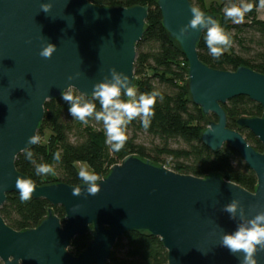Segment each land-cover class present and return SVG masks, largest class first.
I'll return each mask as SVG.
<instances>
[{
  "label": "water",
  "instance_id": "obj_1",
  "mask_svg": "<svg viewBox=\"0 0 264 264\" xmlns=\"http://www.w3.org/2000/svg\"><path fill=\"white\" fill-rule=\"evenodd\" d=\"M49 4L44 12L42 5ZM162 25L177 43L187 63L190 100L204 115L201 141L212 151L224 144L235 149L255 173L256 186L249 191L221 174L197 177L175 172L164 165L130 154L109 168L100 191L87 193L82 182L37 185L33 198L46 199L47 215L30 229L14 230L0 216L2 264H106L117 239L130 231L160 238L167 251L166 264H240L243 253H231L222 237L233 234L256 215L264 213V74L247 66L233 71L204 64L197 46L208 19L217 15L203 11L205 23L181 29L192 19L189 0H157ZM148 7H106L89 0H0V206L7 193H19L17 176L27 178L14 166L16 155L31 148L28 138L36 134L44 117V104L74 89L93 97V86L114 82L111 68L129 77L135 86L136 44L146 30ZM53 44L50 59L39 55ZM123 79V75H121ZM121 88V93H124ZM244 95L262 106L258 117L232 118L238 129H248L262 144L255 150L237 130L227 127L222 107ZM81 195L74 196L72 191ZM237 201L234 215L226 205ZM61 206V220L52 207ZM92 238L78 255L68 248L76 236ZM264 264V250L255 256Z\"/></svg>",
  "mask_w": 264,
  "mask_h": 264
},
{
  "label": "trees",
  "instance_id": "obj_2",
  "mask_svg": "<svg viewBox=\"0 0 264 264\" xmlns=\"http://www.w3.org/2000/svg\"><path fill=\"white\" fill-rule=\"evenodd\" d=\"M95 5L106 7L147 6L146 30L136 44L134 62L136 99L140 93L158 90L163 100L157 97L154 116L145 130L139 118L130 122L126 135L128 140L120 152H113L106 143L103 122L96 121L95 112L102 111L100 102L93 97H83L72 89L73 96L81 104L95 105V112L88 117V124L73 118L68 111L70 103L58 97L44 104V117L36 135L39 144L30 149L32 162L20 152L14 159L18 172L31 178L37 185L63 182L78 185L80 180L77 163H84L90 171L101 178L109 168L120 163L130 154L151 161L153 164L183 174L204 177L221 174L224 179L253 191L256 185L255 173L244 163L239 153L227 144L218 151H212L201 141V134L207 127L205 121H216L214 114L204 115L199 106L190 100L187 88V60L179 46L173 41L162 25V16L157 0H89ZM194 7L213 13L218 17L219 25L224 28L232 40L219 59L213 58L206 45L207 30H204L197 46L200 60L207 66L233 71L238 66H247L264 74V19L257 16L261 7L260 0H189ZM253 4L245 14L243 23L235 24L224 15V9L233 5ZM121 100L128 98L121 93ZM227 114V127L239 131L246 141L257 151H262L260 141L246 128L238 129L235 117H258L262 115V106L249 97L239 95L222 105ZM139 134L151 138L148 145L138 141ZM59 152L60 161L54 154ZM51 164L55 172L47 176H37L35 165ZM51 207L44 198H31L22 202L19 193H7L0 206V216L4 223L14 230L36 227L47 215ZM54 214L61 220L65 213L61 206L52 207ZM90 233L76 236L68 250L78 255L91 240ZM167 251L159 237L149 233L130 231L120 236L114 244L106 264H166ZM0 264L1 261H0Z\"/></svg>",
  "mask_w": 264,
  "mask_h": 264
},
{
  "label": "clouds",
  "instance_id": "obj_3",
  "mask_svg": "<svg viewBox=\"0 0 264 264\" xmlns=\"http://www.w3.org/2000/svg\"><path fill=\"white\" fill-rule=\"evenodd\" d=\"M260 6L264 7V0H260ZM50 5H42V10L47 12ZM253 4L245 3L241 6L233 5L224 9V15L227 19H231L233 23L240 24L244 22L245 14L250 12ZM192 19L189 24L181 29V35L188 27L196 29L198 25L205 23V16L203 11L198 7H191ZM211 27L208 28L206 34V45L210 55L219 59L225 50L232 45V40L228 33L225 32L219 23L208 19ZM56 51L53 44H46L42 47L39 55L45 59H50L52 54ZM114 82H100L93 86V96L99 100L102 111L95 112V105L91 103L81 104L79 99L73 96L72 89L61 92V97L64 101L70 103L68 108L69 114L83 124H88V117L95 112L96 121L103 122V129L106 135V143L111 146L113 152H120L127 140L126 135L127 126L133 120L139 118L142 127L146 130L151 123V118L154 116V105L157 97L163 100L161 92L153 90L149 93H140L138 99L137 90L134 85L130 86L129 77L124 74H117L115 68L110 69ZM123 75V79H121ZM121 88H123L124 95L131 98L127 101L121 100ZM40 137L35 133L31 135L27 143L39 144ZM25 158L32 162L33 152L30 149H22ZM55 161H60L61 155L59 152L54 154ZM55 169L51 164L41 163L35 165V174L37 176H47L54 174ZM78 176L80 180L85 182L87 193L89 195H96L100 191V186L97 181L103 179L94 171H89L88 168H81ZM15 187L18 189L19 198L22 202H26L32 198L35 191V184L31 178H21L17 176ZM72 195L79 196V190L72 191ZM237 201L226 205L225 211L234 215L237 208ZM249 226H240L233 234H226L222 237V246L226 247L231 253H243V259L240 264H257L255 259L258 250H264V213L256 215L253 220L248 222Z\"/></svg>",
  "mask_w": 264,
  "mask_h": 264
},
{
  "label": "rangeland",
  "instance_id": "obj_4",
  "mask_svg": "<svg viewBox=\"0 0 264 264\" xmlns=\"http://www.w3.org/2000/svg\"><path fill=\"white\" fill-rule=\"evenodd\" d=\"M257 16L260 19H264V9L263 8H260V9L257 10ZM138 141L141 142V143H144V144L148 145L149 142L151 141V138L148 137L145 134H139ZM83 167L88 168V170H89V167L86 164H84V163H77V168H78L79 171Z\"/></svg>",
  "mask_w": 264,
  "mask_h": 264
},
{
  "label": "flooded vegetation",
  "instance_id": "obj_5",
  "mask_svg": "<svg viewBox=\"0 0 264 264\" xmlns=\"http://www.w3.org/2000/svg\"><path fill=\"white\" fill-rule=\"evenodd\" d=\"M256 186V185H255ZM255 188V187H254ZM254 190V189H253Z\"/></svg>",
  "mask_w": 264,
  "mask_h": 264
}]
</instances>
